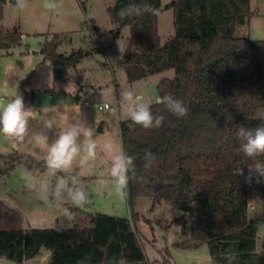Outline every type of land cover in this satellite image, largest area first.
I'll list each match as a JSON object with an SVG mask.
<instances>
[{
  "label": "trees",
  "instance_id": "trees-1",
  "mask_svg": "<svg viewBox=\"0 0 264 264\" xmlns=\"http://www.w3.org/2000/svg\"><path fill=\"white\" fill-rule=\"evenodd\" d=\"M4 2L0 0V20ZM129 3L162 10L161 0H114L108 7L113 39L129 27L122 61L127 82L173 69L172 78L158 81V97L180 98L189 110L177 119L153 102V114L165 116L159 129H144L129 117L120 121L121 148L135 157L137 176L143 177L129 183V197L150 199L152 206L165 202L181 211L172 223L189 224V238L174 245L192 249L206 244L209 264H227L224 257L230 250L238 253L233 264H264V245L256 251L264 213L249 215L250 198L264 190V180L257 183L253 175L245 182L248 167L264 163V155L245 157L236 135L241 125H264V39L235 35L255 13L250 0H171L164 8L173 10V35L164 43L159 13L121 19L118 12ZM21 34L17 27L0 26V49L20 44ZM59 43L54 34L40 46L43 61L51 63L53 82L67 81L69 68L92 52L59 53ZM30 96L33 103V91ZM145 150L156 156L147 171ZM240 167L244 176L236 175ZM133 220L134 215L96 213L85 220L77 216L71 227H25L20 212L0 200V256L20 263L46 248L48 264H117L121 257L126 264H154L145 256Z\"/></svg>",
  "mask_w": 264,
  "mask_h": 264
},
{
  "label": "rangeland",
  "instance_id": "rangeland-1",
  "mask_svg": "<svg viewBox=\"0 0 264 264\" xmlns=\"http://www.w3.org/2000/svg\"><path fill=\"white\" fill-rule=\"evenodd\" d=\"M170 1L161 0L162 10L157 18L162 43L173 35V10L164 8ZM46 3L50 6L46 7ZM113 4L114 0H83L82 3L79 0H24L23 7L18 0H5L2 4L0 26L5 29L17 27L22 37L20 44L12 45L8 50L0 49V109L22 94L26 108L31 111L25 142L0 133V200L20 212L25 227H71L77 216L85 220L96 213L128 219L134 215L133 225L145 256L154 264H209L206 244L192 249L174 245L189 238V224L172 223L181 211L165 202L152 206L150 199H131L127 189L123 198L114 194L115 184L107 173L108 156L102 149L106 141H110L116 151L121 149L120 121L128 118L126 107L120 102L121 93L133 91L154 102L158 98V81L164 77L172 78L174 70L127 82L122 61L129 27H123L113 39L115 24L108 12V7ZM250 6L255 13L245 24L237 27L235 35L264 39V0H250ZM54 34L60 39L57 46L59 53L68 54L73 49L92 50L75 67L69 68L65 82H53L51 63L43 61L40 53L41 44ZM79 84L87 85L79 103L69 105L62 102L38 108L31 102L32 91H43L48 86L55 90L74 88L75 91ZM105 103H109L108 108L97 107ZM49 119L53 121L52 129L44 127V121ZM73 125L96 130L93 139L98 144L97 157L95 161L81 166L85 138L80 136L77 143L81 152L73 161L72 169L68 173H57V176H64L70 181L72 176L83 172L79 179L86 187L89 202L77 206L65 197L64 203L56 207L49 200L40 198L28 185L43 183L51 191L57 177L49 172L46 165L48 145ZM39 136H46L47 144L41 142ZM32 137L35 139L28 142ZM12 164L8 172H3L6 166ZM100 177H103V183ZM258 212L264 213V190L250 198L249 215ZM263 245L264 222L257 230L256 251H261ZM41 260V264H45L44 259ZM0 264L27 263L0 256Z\"/></svg>",
  "mask_w": 264,
  "mask_h": 264
},
{
  "label": "clouds",
  "instance_id": "clouds-1",
  "mask_svg": "<svg viewBox=\"0 0 264 264\" xmlns=\"http://www.w3.org/2000/svg\"><path fill=\"white\" fill-rule=\"evenodd\" d=\"M21 7L24 6V0H18ZM46 7H49L47 3ZM157 15L159 9L154 8L149 3H129L122 7L118 15L121 19L139 16L142 14ZM120 102L126 107L129 119L134 125H139L144 129H159L164 126L165 116L154 115L152 111L153 101L146 99L142 94H136L133 91H124L121 93ZM156 104H163L168 113L177 119H183L188 114V107L180 98H174L171 95L158 97ZM30 108H26L22 94H18L3 109H0V133L9 138H14L18 142H25L28 137V124L30 120ZM44 127L52 129L53 121L45 120ZM96 130L92 127L82 128L73 125L62 131L56 141L48 145L46 155V165L49 172L56 176L54 187L49 190L48 186L41 183L39 185L29 184L30 189H34L42 199L49 200V203L60 207L67 197L73 204L83 206L89 202V195L86 187L81 182L83 172L72 176L70 181L64 176H57V173H68L73 166V161L80 154L81 148L77 141L80 136L85 138L84 157L81 158L80 164L83 167L88 161H95L97 157L98 144L93 136ZM237 138L240 140L239 152L245 157L255 158L264 155V125L255 128H245L240 126L237 132ZM32 137L28 142H31ZM39 140L47 144L46 136H39ZM108 156L106 161L108 177L114 182V194L123 198L126 195V189L131 181H139L143 177L137 176L135 157L128 154L122 148L116 151L110 141L103 144L102 149ZM156 162V156L150 150H145L143 156V168L149 170ZM249 174L245 177V182H251L253 175L258 177L257 183L264 180V163L256 161L254 167H248ZM237 176H244L243 169L240 167L236 171ZM103 183V177L99 178ZM227 264H233L238 260V253L229 251L225 255ZM90 259V256H89ZM117 264H126V260L121 257Z\"/></svg>",
  "mask_w": 264,
  "mask_h": 264
},
{
  "label": "water",
  "instance_id": "water-1",
  "mask_svg": "<svg viewBox=\"0 0 264 264\" xmlns=\"http://www.w3.org/2000/svg\"><path fill=\"white\" fill-rule=\"evenodd\" d=\"M86 86V84H79L73 94L66 93L63 90H59L57 92L36 91L34 92L33 103L38 108H48L62 102L69 105L79 103V101L83 98V91Z\"/></svg>",
  "mask_w": 264,
  "mask_h": 264
},
{
  "label": "crops",
  "instance_id": "crops-1",
  "mask_svg": "<svg viewBox=\"0 0 264 264\" xmlns=\"http://www.w3.org/2000/svg\"><path fill=\"white\" fill-rule=\"evenodd\" d=\"M51 90L52 91L54 90L55 92H57L59 90H63L66 93H70L71 94V93H73L74 88H68L66 90L59 88V89L55 90V89H53V88L48 86L47 89H44L43 91H51ZM49 256H50V251L48 249H46V248H41L40 254L38 256H36L35 258H32L30 260L24 261V262L27 263V264H41L42 263L41 258H43L44 259L43 262L45 264H48L49 263Z\"/></svg>",
  "mask_w": 264,
  "mask_h": 264
},
{
  "label": "built area",
  "instance_id": "built-area-1",
  "mask_svg": "<svg viewBox=\"0 0 264 264\" xmlns=\"http://www.w3.org/2000/svg\"><path fill=\"white\" fill-rule=\"evenodd\" d=\"M85 104H89V102L87 101V100H85ZM108 106H109V103H105V104H103V105H101V104H98L97 105V107L99 108V109H102V108H108Z\"/></svg>",
  "mask_w": 264,
  "mask_h": 264
}]
</instances>
